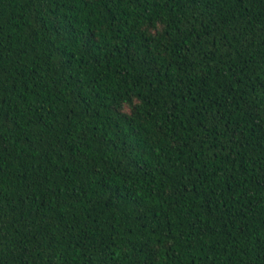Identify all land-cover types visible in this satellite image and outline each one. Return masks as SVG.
I'll list each match as a JSON object with an SVG mask.
<instances>
[{"label":"trees","instance_id":"trees-1","mask_svg":"<svg viewBox=\"0 0 264 264\" xmlns=\"http://www.w3.org/2000/svg\"><path fill=\"white\" fill-rule=\"evenodd\" d=\"M0 264H264V0H0Z\"/></svg>","mask_w":264,"mask_h":264}]
</instances>
